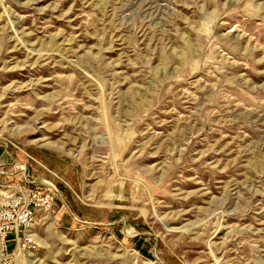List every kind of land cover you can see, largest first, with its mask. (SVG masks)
<instances>
[{"label":"rangeland","instance_id":"rangeland-1","mask_svg":"<svg viewBox=\"0 0 264 264\" xmlns=\"http://www.w3.org/2000/svg\"><path fill=\"white\" fill-rule=\"evenodd\" d=\"M15 185L0 264H264V0H0Z\"/></svg>","mask_w":264,"mask_h":264},{"label":"built area","instance_id":"built-area-1","mask_svg":"<svg viewBox=\"0 0 264 264\" xmlns=\"http://www.w3.org/2000/svg\"><path fill=\"white\" fill-rule=\"evenodd\" d=\"M55 193L46 188L34 186H7L0 198V257L7 250L8 238L19 231H28L39 213L50 212L54 205ZM22 249L40 247L34 235L24 234L19 241Z\"/></svg>","mask_w":264,"mask_h":264},{"label":"bare ground","instance_id":"bare-ground-1","mask_svg":"<svg viewBox=\"0 0 264 264\" xmlns=\"http://www.w3.org/2000/svg\"><path fill=\"white\" fill-rule=\"evenodd\" d=\"M48 216H49V215H48ZM48 216H47V217H48Z\"/></svg>","mask_w":264,"mask_h":264}]
</instances>
